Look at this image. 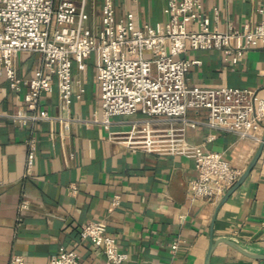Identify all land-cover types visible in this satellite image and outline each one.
Listing matches in <instances>:
<instances>
[{"label": "crops", "instance_id": "1", "mask_svg": "<svg viewBox=\"0 0 264 264\" xmlns=\"http://www.w3.org/2000/svg\"><path fill=\"white\" fill-rule=\"evenodd\" d=\"M203 16L218 31L251 29L264 20V0H201ZM103 0H95L90 23L99 25ZM118 13L135 9L142 21L164 23L166 0H116ZM184 56L201 59L188 72L191 85H264V43L257 41L236 65L216 50H189ZM15 67L21 77H31L43 65L40 53L20 52ZM74 88H84L69 106L61 101L58 86L44 93L43 106L55 117L31 128L5 115L26 108V87L15 91L0 75V264H10L20 253L26 264H49L61 245L77 249L80 264H103L101 247L80 237V227L90 220L106 222L108 232L128 253L123 264H205L213 237L231 239L246 249L264 254V148L245 181L218 209L217 200L188 199L189 182L198 171L185 155H159L133 151L111 134L127 132L130 121L142 117L117 115L107 128L93 122L101 114L96 55L85 69L75 65ZM205 119L206 111L199 113ZM38 139L35 166L27 171V138ZM210 133L216 138L207 141ZM188 139L224 154L231 164L245 170L261 141L199 125L187 131ZM72 183L77 191L71 189ZM119 195L120 204L113 205ZM180 239L176 254L174 240ZM211 264H264V258L246 256L220 242Z\"/></svg>", "mask_w": 264, "mask_h": 264}, {"label": "built area", "instance_id": "2", "mask_svg": "<svg viewBox=\"0 0 264 264\" xmlns=\"http://www.w3.org/2000/svg\"><path fill=\"white\" fill-rule=\"evenodd\" d=\"M137 1V0H132ZM95 0H0V75L15 91L26 87V108L6 117L31 128L55 117L42 104L44 93L58 86L59 97L69 106L85 89L74 88V67L85 69L96 55L101 114L93 122L109 127L112 117L135 115L130 129L111 138L133 151L159 155H185L195 161L196 178L189 182L188 199L221 198L244 169L234 166L223 153L206 143L188 139L187 131L199 125L241 138L261 141L264 124V85L261 89L239 86L201 87L188 82V72L202 60L184 56L189 50H216L225 61L238 64L257 41L264 43V20L251 29L218 31L203 16L201 0H166L164 23L142 21L135 9L118 13L116 0H103L100 24L90 23ZM20 52L40 53L43 65L31 77L18 75L14 58ZM206 111L205 119L199 113ZM216 138L210 133L207 141ZM27 171L35 166L38 139L27 138ZM72 183L71 189L77 191ZM120 204V196L113 205ZM80 237L101 247L103 264H123L128 253L108 232L106 222L90 220L81 225ZM180 239L173 241L176 254ZM80 253L61 245L49 264H80ZM10 264H26L23 254L12 255Z\"/></svg>", "mask_w": 264, "mask_h": 264}, {"label": "water", "instance_id": "3", "mask_svg": "<svg viewBox=\"0 0 264 264\" xmlns=\"http://www.w3.org/2000/svg\"><path fill=\"white\" fill-rule=\"evenodd\" d=\"M263 148H264V137H263L262 142H261V144L259 146V149L257 150L256 154L254 155V157L252 158L250 163L247 165V167L243 171L242 175L225 192V194L220 199V201L218 203V209L223 203H225V201L229 198V196L245 181V179L251 173V171L255 167L258 159L260 158V156L262 154ZM220 242H224V243H227V244L231 245L232 247H234L235 249H237L239 252H241L242 254H244L246 256H249V257H252V258H256V259L264 258V254L254 253V252L246 249L245 247H243L242 245L238 244L237 242H235V241H233L231 239L221 238V239L214 240L213 237H212L210 245H209V248H208V251H207V254H206V257H205V264H211L212 254H213L217 244L220 243Z\"/></svg>", "mask_w": 264, "mask_h": 264}]
</instances>
